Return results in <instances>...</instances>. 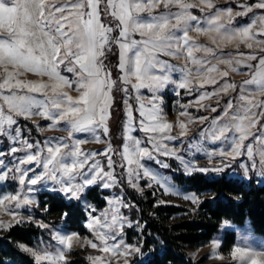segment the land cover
I'll return each instance as SVG.
<instances>
[{
	"label": "snow or ice",
	"instance_id": "6c2138e0",
	"mask_svg": "<svg viewBox=\"0 0 264 264\" xmlns=\"http://www.w3.org/2000/svg\"><path fill=\"white\" fill-rule=\"evenodd\" d=\"M236 3L0 0V211L15 209L0 228L42 229L47 240L17 245L37 264H67L65 250L82 227L100 250L92 264H133L150 235L137 196L160 189L202 199L182 191L173 173L264 181V0ZM239 72L247 75L234 78ZM169 90L174 119L165 110ZM112 118L121 120L115 139ZM90 141L101 147H82ZM45 191L59 201L55 222L42 206ZM231 224L225 218L220 228ZM238 241L235 264H261L264 250L251 242L264 239L241 224ZM210 243L216 250L222 238Z\"/></svg>",
	"mask_w": 264,
	"mask_h": 264
},
{
	"label": "trees",
	"instance_id": "16d2710c",
	"mask_svg": "<svg viewBox=\"0 0 264 264\" xmlns=\"http://www.w3.org/2000/svg\"><path fill=\"white\" fill-rule=\"evenodd\" d=\"M229 4L234 9L238 7L232 1L220 2L218 5ZM194 11L198 12L196 9ZM238 18L247 20V17ZM112 130H115V125ZM220 175L202 172L191 175L173 173L174 179L189 190L210 193L192 214H187L185 208L178 205L154 204L153 201L158 198L151 195L136 197L144 210L142 215L148 221L150 235L145 237L147 247L143 249V255L132 257L133 264H193L188 255L189 251L210 242L220 228V221L225 218L233 223L249 220L254 230L264 235V183H258L254 179L241 183L225 182L227 177L221 179ZM146 193L151 194V191ZM213 193L219 198L213 199ZM40 198L46 201V205L42 206H47L50 215L56 220L60 210L54 205H58V198L48 192L43 193ZM77 231L84 234L88 230L82 227ZM41 233L42 230L33 223L12 224L0 234V258H11L17 264H37L29 253L19 249L17 245L34 244ZM134 235V232L129 231L130 237ZM235 239V231L226 230L223 249H229ZM67 264L92 263L83 255H76L71 257Z\"/></svg>",
	"mask_w": 264,
	"mask_h": 264
},
{
	"label": "rangeland",
	"instance_id": "374dc122",
	"mask_svg": "<svg viewBox=\"0 0 264 264\" xmlns=\"http://www.w3.org/2000/svg\"><path fill=\"white\" fill-rule=\"evenodd\" d=\"M227 1H232L234 2L236 5H238L236 3V0H215V4L217 6H219L218 4H220V2H227ZM247 2H252V0H247ZM193 8L192 11H194ZM198 12H195L196 14H200L199 13V9ZM237 20H239V18L237 17ZM190 35H194L197 37L198 40L203 41V42H207V37L202 35V34H198V33H190ZM226 48L231 49L232 45H227ZM243 48V46H242ZM181 59H183L181 57ZM178 75V74H177ZM247 73L245 72H239V73H234L233 76L236 79L241 78L242 76H246ZM209 88H211V86H208ZM73 94H76L75 92H73ZM195 95V94H194ZM177 99V97L169 90L167 91V94L165 95V110L168 113L167 118L168 119H174L177 116V112H178V106L174 104V101ZM182 99H192V97H182ZM190 111H194V109L190 108ZM35 119H39L38 117H36ZM43 122V121H42ZM115 125V130H112L113 133H115L114 139L116 138V136H119L120 134V125H121V120L116 119V118H112L110 119V127L112 129V126ZM191 133L195 134V132L197 131L196 127L189 125ZM49 134H63L62 130H48ZM136 134H140L139 132H137ZM82 147L84 148H88V149H99L101 147L100 144L96 143L95 141H90L89 143L83 145ZM200 163H205V160L202 156L198 157ZM167 171V170H164ZM210 175H220L217 173H207ZM231 175V174H229ZM174 178V177H173ZM174 183L176 185H178L182 191L184 192H188V193H192L194 192L193 190H189L188 188H186L184 185H180L175 179H174ZM258 183H264V181L258 182ZM10 189L14 188V185H10L9 186ZM5 189L0 187V193H2ZM150 191V190H146ZM47 191L43 192L46 193ZM145 192V195H151V197H157L158 199L162 200V201H166V203L169 204H174V205H178L181 207H184L186 210L187 214H192L194 213L197 209H198V205L201 201L204 200L205 197L210 196V193L208 192H202V193H196L198 195H200L202 197V199L198 202V203H192V201L190 199H185L184 196L182 195H177V194H169V193H164L163 191H161L160 189L156 190V195L153 196L152 192L151 194H148ZM42 193V194H43ZM8 202L5 201V204H7ZM11 210H15L14 207H10L7 210L4 211H0V220H4L6 222H11L13 220V218L9 215V211ZM21 213L23 215L28 214L27 209H21L20 210ZM33 211L36 212L37 215H39V210L34 209ZM51 220L54 221L55 217L50 215ZM26 223H31V222H26ZM24 223V224H26ZM15 224V223H12ZM241 224H246L249 228H252V225L250 223L249 220H247L244 223H233L231 224V226L228 228V230H233L236 233V239H235V243L236 244L238 241V236H239V226ZM42 230V229H41ZM5 231V229L0 228V234H2ZM256 232V231H255ZM225 230H222L221 228H219V230L216 232L215 237L214 238H222V244L220 245V247L216 250L213 249V246L211 245L210 242H208L205 245L196 247L192 250L189 251L188 255L189 258L191 259L193 264H235V257L231 256V248L232 245L229 249L224 250L223 249V242H224V237H225ZM257 233V232H256ZM43 235V238L45 240L48 239L47 235L43 232L41 235L39 236V238ZM257 235L259 237H261L262 239H264V235L257 233ZM87 236L89 237V239L92 238V233L88 230L87 233L81 234L79 233V237L74 238L73 239V243H72V247L71 249H66L65 250V257L67 259V261L76 255H83L84 257H86L88 259L89 255H96L99 253V249H93L91 247V245L84 239V237ZM35 241L34 244H31L29 246H37L40 243V240ZM253 244L254 247H256L258 250H264V246H262L261 244L257 243V242H251ZM244 246V245H242ZM31 255V254H30ZM32 256V255H31ZM140 256V255H139ZM261 259V264H264V257H260ZM89 260V259H88ZM90 261V260H89ZM91 262V261H90ZM44 264H49V262L44 261L42 262ZM92 263V262H91Z\"/></svg>",
	"mask_w": 264,
	"mask_h": 264
}]
</instances>
